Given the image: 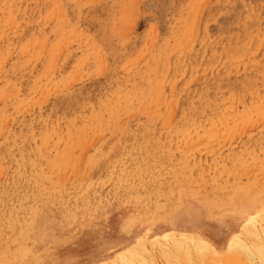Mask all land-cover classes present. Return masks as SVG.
Segmentation results:
<instances>
[{
    "label": "rangeland",
    "instance_id": "rangeland-1",
    "mask_svg": "<svg viewBox=\"0 0 264 264\" xmlns=\"http://www.w3.org/2000/svg\"><path fill=\"white\" fill-rule=\"evenodd\" d=\"M261 252L264 0H0V264Z\"/></svg>",
    "mask_w": 264,
    "mask_h": 264
},
{
    "label": "bare ground",
    "instance_id": "bare-ground-1",
    "mask_svg": "<svg viewBox=\"0 0 264 264\" xmlns=\"http://www.w3.org/2000/svg\"><path fill=\"white\" fill-rule=\"evenodd\" d=\"M170 233H168V234H166L165 233V235H169ZM187 241V240H186ZM186 241H184V240H179V241H176V244H178V246H183V245H185L184 243H188V242H186ZM190 242V241H189ZM243 237H242V233L240 232V233H234V234H232V236H231V238H230V240H229V242H228V245H227V248H231V247H233L234 245H237L238 244V246H239V244H243ZM198 243V244H197ZM194 244H196L197 246H198V248H197V252H199L200 253V251H202L203 252V249L205 248L204 247V245L199 241V240H197V242H194ZM242 246V245H241ZM243 247V246H242ZM141 250V249H140ZM262 254H264L263 252H261ZM125 254V253H124ZM140 254H143V253H141L140 252ZM131 255H133V252H130L129 251V256H131ZM142 256V255H141ZM147 261V260H146ZM148 264V263H147Z\"/></svg>",
    "mask_w": 264,
    "mask_h": 264
}]
</instances>
